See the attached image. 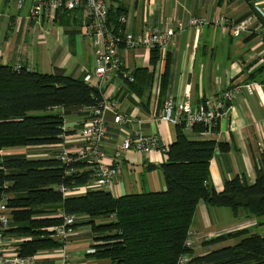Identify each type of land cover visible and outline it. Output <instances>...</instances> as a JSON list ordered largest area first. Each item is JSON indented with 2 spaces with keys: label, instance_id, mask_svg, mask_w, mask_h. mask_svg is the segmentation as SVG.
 Wrapping results in <instances>:
<instances>
[{
  "label": "crops",
  "instance_id": "0c3cea01",
  "mask_svg": "<svg viewBox=\"0 0 264 264\" xmlns=\"http://www.w3.org/2000/svg\"><path fill=\"white\" fill-rule=\"evenodd\" d=\"M19 1L0 0V62L40 73H44L42 68L47 67L45 70L52 72V75L82 79L83 58L89 59V67L93 59L91 48L83 50L82 43L80 45L77 40V36H81L80 39L86 42L78 26L72 23L74 18L59 15L53 24L46 21L36 23L29 17L32 0ZM108 5L113 12H120V16L125 17L122 28L134 35L151 29L165 30L177 22L186 23L189 18L226 17L242 21L252 14L256 15V20L250 26L251 32L238 39L231 38L224 29L211 26L199 32L187 29L177 33L168 50L159 52L160 60L155 66L150 65V51L120 48L119 58L123 69L132 75L136 69L147 68L148 76L140 94L132 92L128 83L119 78H113L105 87V92L119 103V114L124 119L115 123L112 114L106 115L107 134L102 145L106 154L104 162L107 165L115 164L121 170L109 193L117 198L164 189L159 166L164 163L165 155L159 151L146 154L128 151L116 158L114 154L119 150L122 138L127 135L135 137L155 133L160 142L167 145L175 140L176 127L159 119L166 98L188 100L192 106H197L204 99L215 98L231 87H238L239 92L227 119L212 131L198 127L202 130L196 128L186 137L193 141H214L224 146L225 149L217 150L209 163V183L215 190L220 191L225 181L235 177L252 184L264 147V42L257 32L258 25L264 26V17L257 11V7L264 9V0H110ZM84 52L88 54L86 58ZM166 54L170 55L167 86L164 95L159 97ZM55 111L61 113L64 119L67 133L65 142L47 147H27V152L32 156L26 159L56 158L63 148L75 149L80 146L78 131L86 122L89 110L70 107ZM91 190H94L92 176L81 190L71 195L81 196ZM219 216L226 222H232L230 218L235 220L239 215L235 218L228 209H213L203 203L198 204L190 228L195 239L192 248L194 255L200 256L208 250L232 245L228 241L205 248L204 252L196 251L199 239L201 244L224 234L235 225L231 223L228 227L220 223ZM250 217L248 219L252 223L243 228L256 225L257 220ZM109 218H96L94 223H109ZM89 221L90 218L86 216L79 217L75 231L68 239L70 262L110 264L109 260H99L93 256L94 247L102 242L95 241L100 235H93L89 225H86ZM15 228L11 221L4 238L6 255H17V245L30 240V237H18L13 231ZM52 228L47 231L50 232ZM49 236L52 238V234ZM89 250L94 252L89 253ZM34 256L39 262L56 263L60 250L58 247L43 250Z\"/></svg>",
  "mask_w": 264,
  "mask_h": 264
},
{
  "label": "trees",
  "instance_id": "16d2710c",
  "mask_svg": "<svg viewBox=\"0 0 264 264\" xmlns=\"http://www.w3.org/2000/svg\"><path fill=\"white\" fill-rule=\"evenodd\" d=\"M107 12V27L122 28L119 19L124 16L113 12L109 5ZM159 52L150 51L151 66L160 60ZM164 59L159 97L166 90L170 55ZM132 75L134 82L128 83L129 88L140 94L148 70L136 69ZM96 97V89L82 79L13 68L0 62V202L4 200L11 210L16 235L30 237L17 245V256H33L59 246L47 229L61 224L57 217L60 212L90 218L86 225L93 235H100L95 241L102 242L94 247L93 256L110 264H177L182 255L190 257L189 264H264V236L253 233L250 227L203 241L204 248L228 241L234 244L200 256L184 246L199 203L213 209L227 208L235 218L241 211L255 220L264 217V147L252 184L235 177L217 191L209 183V163L224 146L214 141L189 140L176 127L175 140L168 145L165 161L159 166L164 189L117 198L103 190L63 197L60 186L79 191L91 180V174L84 171L65 176L64 167L54 157L26 159L3 154L13 148L61 144L58 136L64 132V119L55 109L89 107ZM96 218L111 220L95 225Z\"/></svg>",
  "mask_w": 264,
  "mask_h": 264
},
{
  "label": "built area",
  "instance_id": "2783aa9c",
  "mask_svg": "<svg viewBox=\"0 0 264 264\" xmlns=\"http://www.w3.org/2000/svg\"><path fill=\"white\" fill-rule=\"evenodd\" d=\"M19 1V3H21ZM108 0H32L29 17L36 23L46 21L53 24L59 15H70L76 19L81 35L89 40L93 68L82 67V80L93 86L98 97L94 104L85 107L89 110L86 122L78 131L80 146L75 149L63 148L56 159L64 167V175L89 172L92 176L94 190L110 192L115 179L120 176L121 170L115 164H105L106 154L102 145L106 139V115L112 114L115 123L124 119L119 114V103L105 92L106 85L113 79L119 78L127 83H133V76L123 69L119 58L120 48L126 50L145 49L151 51L158 49L167 51L173 42V37L187 29L199 32L202 28L211 26L224 29L233 39L241 38L251 32V23L256 20L252 14L242 21H234L226 17L218 18H189L186 23L177 22L173 27L165 30L151 29L142 34H132L122 28L109 29L107 27ZM257 11L264 17V11L257 7ZM120 24L125 23V17L119 19ZM257 32L264 42V26L258 25ZM239 92L238 87H231L221 92L215 98L204 99L197 106H192L188 100H173L166 98L159 115L161 121L179 127L183 133L189 134L194 129L202 127L206 130L214 129L227 119L232 103ZM58 138L63 144L67 138L63 129ZM135 151L149 153L159 151L165 155L168 145L160 142L158 136L138 134L135 137L124 136L119 150L114 156L119 158L123 153ZM89 185V184H88ZM63 197L71 196V189L65 185L59 187ZM11 210L6 207L4 200L0 202V264H73L67 250L69 237L75 231L74 227L79 218L76 215L60 214L61 224L50 229L52 239L56 241L60 250V258L56 263L39 262L35 256L20 257L4 253V238L11 222ZM190 233L184 242L186 249L190 250L195 239ZM89 250V253H93ZM190 257L182 255L177 264H189Z\"/></svg>",
  "mask_w": 264,
  "mask_h": 264
},
{
  "label": "rangeland",
  "instance_id": "374dc122",
  "mask_svg": "<svg viewBox=\"0 0 264 264\" xmlns=\"http://www.w3.org/2000/svg\"><path fill=\"white\" fill-rule=\"evenodd\" d=\"M262 10L264 11V9H262ZM80 38H82V37L80 36ZM80 38L77 36V40L80 41V45H81V43L83 45L82 46L83 50L85 49L86 51H88L89 48H90V46H89V43H90L89 40L87 38H85V41L86 42H83ZM87 55L88 54L86 52H84V57L85 58L87 57ZM82 64L84 66H86L87 68H91V69L93 68V60L90 63V67H89V59L84 60V58H83ZM45 68H47V67H44V69L42 68V71L44 73L52 74V72L50 73V71L45 70ZM130 84H132V83H130ZM262 149H263V147H262ZM27 151L28 150L26 148H13V149H10V150L6 151L3 154L6 155V157H11V158H28L27 156H32V154L29 155L30 153H28ZM260 163H259V166H260ZM224 209H227V208H224ZM249 217L250 216H247L244 212L241 211L239 213L238 218H236L235 220H233L232 217L230 218V220H232V222H226L225 221L226 219H223L220 216L218 217V220H219L220 223H223V224L225 223V225H227L228 227L230 226L231 223H235V225H232V228L228 229L229 231L225 232V233H228V232H231V231L236 230L235 228L241 229L244 226H248L249 224H251L252 222L248 219ZM257 223H261L262 225H257L256 224V225H252V226H249V227L252 228L251 230H252L253 233H257V234H259L261 236H264V217L263 218H260V219H257ZM238 227H240V228H238ZM229 243L234 244V241H229ZM201 244H200V239H199V243H198V245H196L197 247L199 246V248L196 249L197 252L199 250L201 252L206 251V249L204 248V246L202 247Z\"/></svg>",
  "mask_w": 264,
  "mask_h": 264
}]
</instances>
